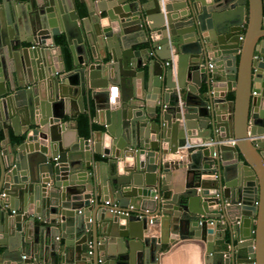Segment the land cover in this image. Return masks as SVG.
<instances>
[{"label": "water", "instance_id": "1", "mask_svg": "<svg viewBox=\"0 0 264 264\" xmlns=\"http://www.w3.org/2000/svg\"><path fill=\"white\" fill-rule=\"evenodd\" d=\"M0 130V264H264V0H0Z\"/></svg>", "mask_w": 264, "mask_h": 264}, {"label": "crops", "instance_id": "2", "mask_svg": "<svg viewBox=\"0 0 264 264\" xmlns=\"http://www.w3.org/2000/svg\"><path fill=\"white\" fill-rule=\"evenodd\" d=\"M83 12L84 14H82V17H86L87 14L84 8H83ZM94 20H95V16H94ZM57 29L59 31L60 28H57ZM60 37H62L65 44L67 45L64 32H60L59 34L55 35L54 39L60 38ZM55 44L58 45L56 42ZM53 59H54L56 66H58L59 61L56 58V55H54ZM148 59H152V56H150L149 53L143 56V61L144 60L146 61ZM71 63H72V58L70 55V64ZM71 68L72 66L70 68H65V69L68 70ZM226 98L227 100L232 99L233 92H227ZM91 114L92 116H94L93 110H91ZM79 115H81V113H79L78 116ZM85 115L88 116V114L86 113ZM76 121H77V118H76ZM99 121L100 119L93 120L92 122L93 130L101 129L102 126L100 125ZM9 131L11 135V140L12 141L16 140L17 138L13 135V131L11 129ZM78 135L80 137H83L79 133ZM1 144L5 145V142H4L3 133L0 130V145ZM173 157L174 156L172 153L167 154L166 156V161L171 163L170 178L168 179V181H166V186L168 190L162 192V195L165 198H168V202H169L168 204L163 203L164 211L165 210L170 211L174 215L176 214L177 210L179 212L181 209H183L185 205L187 204V202L189 201V198H187L185 195L186 193L187 194L190 193L192 189V185H191V179H190V174H189L187 164L180 165L179 163L175 162L176 159ZM94 159L96 161H104V162L109 160L107 156H102L98 154L94 155ZM104 168H106V166ZM152 228L154 229L152 234L157 236L159 233L160 226L156 225V226H153ZM204 251H205V246L202 241L179 240L176 238L173 243H171L169 246L167 245L164 248V250L160 253L158 264H203V257L205 255Z\"/></svg>", "mask_w": 264, "mask_h": 264}, {"label": "trees", "instance_id": "3", "mask_svg": "<svg viewBox=\"0 0 264 264\" xmlns=\"http://www.w3.org/2000/svg\"><path fill=\"white\" fill-rule=\"evenodd\" d=\"M55 42L62 48L64 60L66 63V68H70L71 67L70 55L64 40L62 39V37H60V38H56ZM88 121H89L88 116H86L85 114H81L77 117L78 133L85 138L89 136Z\"/></svg>", "mask_w": 264, "mask_h": 264}, {"label": "built area", "instance_id": "4", "mask_svg": "<svg viewBox=\"0 0 264 264\" xmlns=\"http://www.w3.org/2000/svg\"><path fill=\"white\" fill-rule=\"evenodd\" d=\"M170 62H172L173 64L176 63V57L173 56L171 60L165 61V65H169ZM188 147H191V145L190 144L181 145L178 147L176 152L172 153L174 156L173 158L176 159L175 162L179 163L180 165L187 164V167H188V158H187ZM105 203L108 204V201H106Z\"/></svg>", "mask_w": 264, "mask_h": 264}]
</instances>
